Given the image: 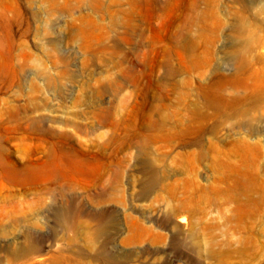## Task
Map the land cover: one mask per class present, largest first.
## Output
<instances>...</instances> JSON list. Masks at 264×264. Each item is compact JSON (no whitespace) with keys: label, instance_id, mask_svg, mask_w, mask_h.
Returning <instances> with one entry per match:
<instances>
[{"label":"rangeland","instance_id":"374dc122","mask_svg":"<svg viewBox=\"0 0 264 264\" xmlns=\"http://www.w3.org/2000/svg\"><path fill=\"white\" fill-rule=\"evenodd\" d=\"M0 70V213L22 220L0 224V264L26 230L34 264H264V0H0ZM217 86L244 112L206 108ZM52 158L39 182L7 173ZM60 209L82 214L80 235Z\"/></svg>","mask_w":264,"mask_h":264},{"label":"bare ground","instance_id":"6f19581e","mask_svg":"<svg viewBox=\"0 0 264 264\" xmlns=\"http://www.w3.org/2000/svg\"><path fill=\"white\" fill-rule=\"evenodd\" d=\"M191 10H193V7H192ZM190 14H187V15H190ZM8 23H10V22H8ZM182 26H184V25H182ZM100 36H102V35H100ZM143 40H144V38H143ZM187 50H188L187 48H185V47L183 48V51H186L185 53L188 52ZM144 53H146V52H144ZM193 57H195V56H193ZM201 58H203V57H201ZM236 58H237V61L239 63V67H240L241 70L243 69V67L248 66V61L243 56H241L240 54H238V57H236ZM163 64L167 68V75L169 77H174L175 75L180 74V72L182 71V68H180V67H174L173 66L172 57H171V54L170 53H168V56H167L166 60L163 62ZM136 77H137V75H136ZM250 79L252 80V78H250ZM257 87H259V86H257ZM222 90H223V87H221V86H217L215 88L214 87L213 88H202V91L200 93V99L203 101L204 106L206 108L212 109L215 115H221V114H224L225 115V114H227V110L228 109H231V110H233V111H235V112H237L239 114L243 113L244 111L241 108V103H242L241 98L226 99V98H224V96L222 94ZM170 91H172V89L170 90L169 88H165V87L161 88V93L159 95V101L162 102V104L160 106H157V114L159 115V119H158V121L153 122V123H152V121H150V125L156 127L157 129H164V128H167V126H168V121H169L168 118H170V115L169 114L167 115L165 113V110H168V105L165 104L164 102L166 100H168L169 92ZM33 106H35V105H33ZM192 112L194 114H196L198 112L197 105L195 106V108H194V110ZM46 117H44V118H46ZM30 118H32V116H30ZM44 118H39V119H35L34 118V119H32L30 121V124H29L30 129L31 130H34L35 132L36 131H43V132H45L46 130L44 129V126H43V123H44V120H45ZM100 119H101V117H100ZM183 122H185V121H183ZM105 123H107V122H105ZM18 128L20 129V126H17V129ZM197 129H198L199 132H203L204 129H205V123L202 122ZM202 155H205V153L203 152ZM235 156H237V155H235ZM195 158H196V156H195ZM197 158H198V156H197ZM71 166H72V168L76 172H81V173L88 172V169H86L82 164H80L78 162H75V161L72 162ZM56 170H57V164H56L55 159L52 158V161L49 164L39 165V166H34V165L33 166L32 165L31 166H26L21 171L20 170H17V169H12V171L9 170V171H7V173H8V175L11 177V179L14 182H17V183L19 182L21 184H27V183H30V182H35V183L36 182H39V181L43 180L44 178L51 176ZM152 186H153V182H149L147 188L145 189V192H147L150 189H152ZM81 215L82 214L80 212L76 211V210H71V209H60V210H57L54 213L55 224L62 231H72V232H74L76 234V236H78V235H80V233L84 229V223L81 221V218H80ZM28 216L29 215L26 214V220L29 219ZM2 223H7L11 227H18V226H21L22 220L20 218L14 217V216L12 218H8L7 214L0 213V224H2ZM104 235H107V228H106V226L105 225H99V226H97L96 232L91 236V239L89 241L90 244H92V245L96 244L99 241V239L102 236H104ZM23 237L25 239L24 240L25 243L23 245H21V247L19 249H16V250H14V251H12L10 253L11 254V259H12V264L13 263L14 264H34V263H31L30 261L33 260L36 255L40 254L43 251L42 249H40V247L38 245H36L35 242H33V234L31 232H29L28 230H26L23 233ZM100 256L104 257L106 260L109 259V256H107L106 254L105 255L104 254H100ZM39 264H42V263H39ZM44 264H45V262H44ZM49 264H63V262L60 259H58L57 257H54V258L51 259V261H50Z\"/></svg>","mask_w":264,"mask_h":264}]
</instances>
